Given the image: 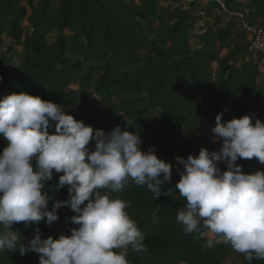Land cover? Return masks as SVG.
<instances>
[{
  "label": "trees",
  "instance_id": "obj_1",
  "mask_svg": "<svg viewBox=\"0 0 264 264\" xmlns=\"http://www.w3.org/2000/svg\"><path fill=\"white\" fill-rule=\"evenodd\" d=\"M131 1L0 0V47L7 37L23 49L17 65L0 66V99L26 92L60 105L65 112L75 108L77 121L94 130L110 132L119 126L138 134L142 151L154 146L155 155L170 164L176 149L195 147V156L201 148L210 152L200 145L201 135L225 108V122L245 115L254 117L253 124L255 118L264 122L262 57L247 52L249 36L238 17L223 14L216 3L205 4L201 17L212 22L195 34L192 8L199 4L138 0L132 5ZM246 1L256 18H264V0ZM54 33L58 36L50 42ZM90 60L105 63L93 66L89 82L77 87L75 75ZM126 63L132 68L120 71ZM92 73L97 77L93 79ZM89 89L107 101L103 112ZM52 122L49 134L54 133ZM5 147L7 141L0 135V153ZM237 164L245 174L264 171L255 158ZM59 175L54 172L55 183ZM179 180L162 186V191L173 189L172 197L155 200L146 185L132 180L120 192H108L130 202L126 211L145 236L147 251L135 253L129 247V264H225L231 259L233 264H248L229 245L205 248L206 239L183 232L176 222L177 210L184 205L175 188ZM158 205L162 208L155 220ZM37 228L42 239L59 238L43 222L28 227L17 223L13 230L27 243ZM0 264H34V260L30 254L5 250L0 252Z\"/></svg>",
  "mask_w": 264,
  "mask_h": 264
},
{
  "label": "clouds",
  "instance_id": "obj_2",
  "mask_svg": "<svg viewBox=\"0 0 264 264\" xmlns=\"http://www.w3.org/2000/svg\"><path fill=\"white\" fill-rule=\"evenodd\" d=\"M227 111L215 117L211 129L222 144L218 151L201 148L197 156L174 158L183 169L176 168L175 188L184 200L176 222L186 235L206 239L205 248L229 245L251 264L264 260V171L245 174L237 161L255 158L264 165V122L255 118L253 124L249 115L225 122ZM0 135L7 141L0 153V252L37 253L39 264H129V247L147 251L144 234L126 211L130 202L108 192L118 193L132 180L146 185L153 200L172 197L173 189L162 186L171 182L173 165L159 159L154 146L144 152L138 134L119 126L94 130L60 105L26 92L0 99ZM54 172L60 174L55 190L68 186V199L49 210L53 199L45 186L52 187L47 182ZM62 207L75 213L70 220L78 227L70 235L42 239L37 228L22 243L13 230L20 222L51 226Z\"/></svg>",
  "mask_w": 264,
  "mask_h": 264
},
{
  "label": "rangeland",
  "instance_id": "obj_3",
  "mask_svg": "<svg viewBox=\"0 0 264 264\" xmlns=\"http://www.w3.org/2000/svg\"><path fill=\"white\" fill-rule=\"evenodd\" d=\"M57 0H54V3H56ZM132 5H136V0H132L131 1ZM203 3H200L197 7L192 8V22L194 23L193 25V32L195 34H197L199 31L202 30L203 26H202V22L201 20V7H203ZM230 6H232V8L234 10H239L241 9L239 6H236L235 4V0H230ZM203 16V15H202ZM24 27L26 28V30H29V22H24L23 23ZM58 36V33H54L51 34L49 36V41L53 42ZM10 49H17V52H9ZM22 47H17L15 46V42L8 39L7 37H5L4 43L3 45L0 47V66H4L7 64L10 65H17L18 64V54L20 52H22ZM4 57L6 58V60H3ZM105 61H97V60H90V61H85L83 62V65L81 67V69L76 73L75 75V84L77 87H80L81 84H87L89 81L87 79L88 75L91 72V68L93 66H100L102 64H104ZM114 64H118L117 61L113 62ZM131 65L130 64H121L120 67V71H126L127 69H131ZM97 73H92V78L94 79L95 77H97ZM89 93L91 95L92 98L96 99L98 102V106H99V110L101 112H103L106 107L108 106L107 101L102 98V97H98L97 95L94 94V92L92 91V89H89ZM65 114L68 115H72L75 118L76 115V109L75 108H71L69 110H67L65 112ZM215 127V123L211 122L209 124V127L206 129V131L201 135V143L200 145L203 147H208L210 149V152L213 151H218L221 146L218 144V142H215V138H214V134L211 132V129ZM52 128L55 131V122H52ZM107 132V131H105ZM189 155H196V149L195 147H191L188 149H176L174 150L171 155V164L173 165V169H172V177L171 179H173L174 181H178L180 179V175L179 172L176 171L177 167H180L181 170L182 166H179L176 162V160L174 159L175 157L179 156L182 157L184 159H187V157ZM220 167L222 168L221 171H225L226 167L225 165L221 164ZM49 185H51L52 187L48 189V186H45V191H48L49 199H53L52 201H50L49 203V210H51L52 204L55 203L56 201H66L68 199V187L62 188L59 191L55 190V181H49L47 182ZM162 205H158L156 207L155 210V214H154V219L157 220L159 213L161 211ZM74 215V213L68 208V207H62L58 210V216H59V220L56 222H53V224L51 226L47 225L45 221H41L43 223L46 224L47 229L52 232V233H56L59 236L60 235H70V231L69 229L74 228L75 226L71 223L70 218ZM23 223V222H20ZM214 238V237H213ZM33 257L34 260V264H39V254L37 253H28ZM225 264H233V260H228L227 262H225Z\"/></svg>",
  "mask_w": 264,
  "mask_h": 264
},
{
  "label": "built area",
  "instance_id": "obj_4",
  "mask_svg": "<svg viewBox=\"0 0 264 264\" xmlns=\"http://www.w3.org/2000/svg\"><path fill=\"white\" fill-rule=\"evenodd\" d=\"M189 2L197 4L216 3L223 14L231 17H238L241 21V30L249 36L250 46L247 52L261 55L262 61L260 63V70L264 75V26L258 21V18L248 11L246 12L242 9L234 10L232 6H230V0H189ZM235 4L236 6L240 5L237 2H235Z\"/></svg>",
  "mask_w": 264,
  "mask_h": 264
},
{
  "label": "crops",
  "instance_id": "obj_5",
  "mask_svg": "<svg viewBox=\"0 0 264 264\" xmlns=\"http://www.w3.org/2000/svg\"><path fill=\"white\" fill-rule=\"evenodd\" d=\"M136 1H138V0H136ZM235 2H237L238 4H240L239 5V7L243 10V11H248L250 14H252V15H254V10H252V7H251V5H250V3L249 2H247L246 0H236ZM182 3L185 5V7H189L190 6V2H189V0H182ZM204 6H205V4H203ZM204 6L202 7V8H204ZM201 18V22H202V26H203V28H202V30L201 31H199L198 33H200V32H202V31H204V29H205V27H206V25L207 24H210V22H212V20L211 19H209V18H205V17H200ZM258 21L261 23V24H263V26H264V18H258ZM257 56V55H256Z\"/></svg>",
  "mask_w": 264,
  "mask_h": 264
}]
</instances>
